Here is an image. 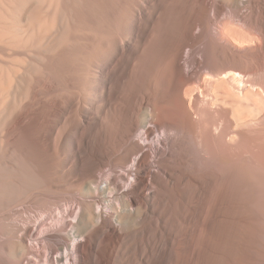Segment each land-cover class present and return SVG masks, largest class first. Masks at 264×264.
Wrapping results in <instances>:
<instances>
[{
  "label": "bare ground",
  "instance_id": "obj_1",
  "mask_svg": "<svg viewBox=\"0 0 264 264\" xmlns=\"http://www.w3.org/2000/svg\"><path fill=\"white\" fill-rule=\"evenodd\" d=\"M71 255L264 264V0H0V264Z\"/></svg>",
  "mask_w": 264,
  "mask_h": 264
},
{
  "label": "rangeland",
  "instance_id": "obj_2",
  "mask_svg": "<svg viewBox=\"0 0 264 264\" xmlns=\"http://www.w3.org/2000/svg\"><path fill=\"white\" fill-rule=\"evenodd\" d=\"M151 127H153L154 129H156L155 128V126L153 125V124H151L150 125ZM155 135H157V132L154 130V134L153 135H151L150 136V138L148 139V140H146V142L145 141H143L142 139H139V140H142L141 141V143L142 144H152V140H153V138H154V136ZM148 142V143H147ZM158 144V145H155V144ZM152 146L154 147H156L157 146V148H160V147H162V144H161V142L160 141H158V142H153V144H152ZM144 150H149V151H152V149H151V147H150V145L148 146H145V148H144ZM139 155H140V153H139ZM139 155H137L136 157H138ZM156 159H157V157L156 156H154L153 155V157H151L150 158V167H149V170H150V172H153V171H158L159 169L157 168V163H156ZM135 166V165H134ZM134 166H132L131 167V170L129 169V170H127V171H125V175L127 176V177H130L132 174H135L137 171H138V169L136 168V166L134 167ZM124 172V171H123ZM112 174H114V172L112 173ZM129 175V176H128ZM124 182H125V180H123ZM50 233L51 232H53V231H49ZM36 248H40V245H37V247ZM70 259V261H68V262H70V264H73L74 263V261H75V256L74 255H71L70 257H69ZM35 259V258H34ZM38 264H42V262H38Z\"/></svg>",
  "mask_w": 264,
  "mask_h": 264
}]
</instances>
